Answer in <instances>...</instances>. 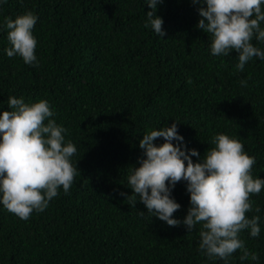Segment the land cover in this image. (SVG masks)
Wrapping results in <instances>:
<instances>
[{
    "label": "trees",
    "instance_id": "16d2710c",
    "mask_svg": "<svg viewBox=\"0 0 264 264\" xmlns=\"http://www.w3.org/2000/svg\"><path fill=\"white\" fill-rule=\"evenodd\" d=\"M198 7L191 0L158 3L159 37L144 26L146 0H0V113L10 110V96L47 100L52 119L67 129L65 141L77 148L71 162L78 169L69 193L61 187L27 220L0 204V264H225L199 250L201 225L191 232L169 226L138 197L133 207L121 195L132 194L127 176L139 166L145 132L173 123L183 137L173 143L200 157L218 133L238 139L255 158L253 177L264 179V60L253 57L240 72L235 51L213 56L197 27ZM26 11L38 18L33 65L5 52V18ZM252 43L264 51V42ZM171 198L181 206L172 218L183 221L190 207L185 181ZM251 199L261 211L247 215L260 216V234L243 230L240 238L259 259L241 261L237 250L227 264H264V190Z\"/></svg>",
    "mask_w": 264,
    "mask_h": 264
},
{
    "label": "clouds",
    "instance_id": "9594fccd",
    "mask_svg": "<svg viewBox=\"0 0 264 264\" xmlns=\"http://www.w3.org/2000/svg\"><path fill=\"white\" fill-rule=\"evenodd\" d=\"M191 2L199 5L197 27L208 34L213 56H228L235 51V67L240 72L253 57L264 60V51L252 43L254 37L264 42V0ZM158 3L163 0H146L151 11L146 13L144 26L163 37V20L155 14ZM37 19L32 11L15 19L5 18L11 45L5 52L9 58L20 56L27 65L37 63V39L32 31ZM240 83L247 86L246 80ZM8 108L0 113V204L27 220L33 211H44L61 187L69 193L78 170L71 162L77 148L71 140L65 141L67 129L52 119L55 113L47 100L26 103L23 97L10 96ZM158 138L164 142L155 144ZM173 141L183 142L176 123L145 132L139 141L143 150L139 166L131 167L127 176L132 194L121 193L125 201L135 207L138 197L147 213L172 227L183 224L191 232L201 225L199 250L209 259L219 258L227 264L239 250L241 261H257L258 254L240 238L243 230H249L254 238L260 234V216L247 215L261 211L253 208L251 197L264 190V179L252 175L255 158L247 154L238 139L223 133L212 137L214 146L203 157L195 149L182 150L181 144ZM193 156L199 162H194ZM181 181L186 182L190 195L183 221L172 218L181 206L171 198V191Z\"/></svg>",
    "mask_w": 264,
    "mask_h": 264
}]
</instances>
